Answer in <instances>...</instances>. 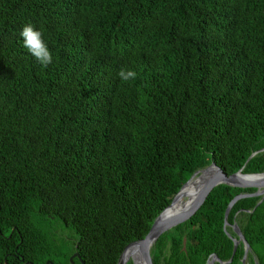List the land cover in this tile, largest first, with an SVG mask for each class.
I'll return each mask as SVG.
<instances>
[{"label": "trees", "instance_id": "trees-1", "mask_svg": "<svg viewBox=\"0 0 264 264\" xmlns=\"http://www.w3.org/2000/svg\"><path fill=\"white\" fill-rule=\"evenodd\" d=\"M261 150L264 0H0V264H119L194 172L264 173ZM256 191L216 187L153 263L243 264L237 224L264 264V197L225 229Z\"/></svg>", "mask_w": 264, "mask_h": 264}, {"label": "water", "instance_id": "water-1", "mask_svg": "<svg viewBox=\"0 0 264 264\" xmlns=\"http://www.w3.org/2000/svg\"><path fill=\"white\" fill-rule=\"evenodd\" d=\"M262 151L264 150L256 152L255 154H253V156H255L257 153L262 152ZM241 177H244L245 179H242ZM194 178L204 179V184L201 190L196 195L194 200L184 210H182L181 212L175 213V214H170L172 207L183 195V191L185 187L190 182H192ZM251 178H254V179H251ZM220 185H228V186H233L237 188H245V189L246 188L257 189V191L253 194L238 195L230 203L226 211V215H225V229L229 225L228 220H227L229 213L237 201H239L242 198H246V197H259V196L264 197V173L243 174L242 170H240L239 172L235 174L226 175L224 171L220 167H218L216 163L213 162L206 169L194 172V174L192 175V178L182 187V189L179 191V193L176 195V197L172 201L171 205L168 208H166L161 213V215L156 219V221L154 222L146 238L132 242L125 248L124 252L120 256L119 264H127L129 262L130 259L128 257H125L128 251H132L131 253L135 251L136 252L135 255L139 256V258L143 261L144 264H154L152 256H151V249L153 245L156 243V241L165 232L190 220L204 205V203L206 202L211 192ZM234 230L239 236L238 239L233 238L234 254L237 251L239 244L243 241L246 246L243 264H246V259L249 253L250 246L248 242L246 241V239L244 238L243 234L241 233L237 224L234 225ZM74 256H78V254L77 255L75 254ZM73 257L71 259L72 262H73ZM131 258L134 264H138L135 256ZM230 262H232V259L229 261V263ZM215 263L227 264V262H222L216 255H213L212 259L209 261L208 264H215Z\"/></svg>", "mask_w": 264, "mask_h": 264}, {"label": "clouds", "instance_id": "clouds-1", "mask_svg": "<svg viewBox=\"0 0 264 264\" xmlns=\"http://www.w3.org/2000/svg\"><path fill=\"white\" fill-rule=\"evenodd\" d=\"M20 36L23 41V47L32 57L35 58L38 63H40L43 67H47L52 64L53 57L47 44L44 42L41 31L36 30L31 24H28L22 28ZM118 76L123 82H127L130 79L134 80L136 78V73L131 70L121 69L118 72ZM130 260H132V258H130Z\"/></svg>", "mask_w": 264, "mask_h": 264}, {"label": "bare ground", "instance_id": "bare-ground-1", "mask_svg": "<svg viewBox=\"0 0 264 264\" xmlns=\"http://www.w3.org/2000/svg\"><path fill=\"white\" fill-rule=\"evenodd\" d=\"M242 179H245L244 177H241ZM254 179V178H251ZM204 184V179L202 178H194L192 182H190L184 189L183 195L180 197V199L175 203V205L172 207L170 214H175L178 212H181L184 210L196 197V195L201 190L202 186ZM132 251H128L125 255V257H128L129 259L133 256L136 257V261L138 264H144L143 261L139 258V256L135 255V251L131 253Z\"/></svg>", "mask_w": 264, "mask_h": 264}]
</instances>
